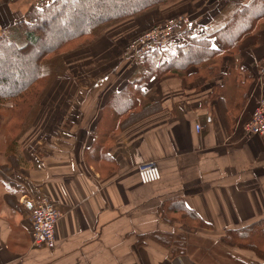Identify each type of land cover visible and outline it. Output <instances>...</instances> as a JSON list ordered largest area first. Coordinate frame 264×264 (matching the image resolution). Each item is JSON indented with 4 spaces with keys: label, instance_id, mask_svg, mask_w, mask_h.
Returning <instances> with one entry per match:
<instances>
[{
    "label": "crops",
    "instance_id": "1",
    "mask_svg": "<svg viewBox=\"0 0 264 264\" xmlns=\"http://www.w3.org/2000/svg\"><path fill=\"white\" fill-rule=\"evenodd\" d=\"M180 1L138 20L130 32H145L183 13L177 8ZM30 3L0 0V34L23 19ZM201 10L195 12L199 18ZM217 16L208 22L190 20L208 26ZM110 38L102 43H119ZM182 44L183 38H172L161 51L163 60ZM107 54H96V61L91 57L89 84L82 100L59 115L58 133L50 132L53 114H45L43 156L29 155L21 140V158L13 162L7 138L0 135V264H195L189 257L172 259L170 249L153 235L187 238L185 250L189 245L194 257L200 248L218 244L226 231L264 218V136L244 132L264 89V37L247 38L239 54L223 59L224 72L238 67L244 80L249 75L253 81L240 112L234 110L239 99L212 97L220 78L205 83L190 77L196 70L185 79L153 78L132 108L111 102L115 93L131 92L128 83L141 70L126 66L103 74L99 70ZM151 161L162 179L142 185L138 167ZM44 200L61 211L55 249L33 246L30 219ZM180 203L209 227L185 228L178 220L184 213L176 211Z\"/></svg>",
    "mask_w": 264,
    "mask_h": 264
},
{
    "label": "trees",
    "instance_id": "2",
    "mask_svg": "<svg viewBox=\"0 0 264 264\" xmlns=\"http://www.w3.org/2000/svg\"><path fill=\"white\" fill-rule=\"evenodd\" d=\"M172 1L41 0L29 8L23 20L0 34V111L9 105L11 114L6 126L13 137L8 145L9 159L13 162L20 160L19 135L24 132L25 125L30 124L31 116L28 114L62 75L63 54L97 40L100 32L108 26L142 17ZM260 32H264V0L228 5L211 25H191L184 31V44L176 46L169 58L163 60L161 51L153 50L140 59V74L128 83L130 88L133 87L131 92L115 93L111 102L125 103V107L132 108L138 101V93L142 95L143 88L153 78L171 75L185 79L191 70H196L190 74L193 79L217 83L220 78L222 84L214 86L212 97L222 100L227 95L232 103L239 99L234 110L240 112L248 102L253 81L249 75L244 80L238 67L224 72L223 59L239 54L242 43ZM14 36L23 39V43L18 44ZM3 119L0 112V123ZM10 165L13 166V163ZM177 210L184 213L183 216L179 215L178 220L188 230L209 227L196 212L183 204L177 205ZM153 237L170 249L172 259L184 256L195 264H220V261L215 262L216 251L226 247L233 251H251L263 262L236 258L232 253H227L224 256L229 263L226 264H264V218L246 227L226 231L218 244L200 248L198 254L193 253L194 257L189 245L185 250L183 243L188 241L185 237L170 240L158 235Z\"/></svg>",
    "mask_w": 264,
    "mask_h": 264
},
{
    "label": "rangeland",
    "instance_id": "3",
    "mask_svg": "<svg viewBox=\"0 0 264 264\" xmlns=\"http://www.w3.org/2000/svg\"><path fill=\"white\" fill-rule=\"evenodd\" d=\"M39 1L41 0H31V3H30L31 5L29 6V8L32 5L38 3ZM176 1L178 0H174L161 7L167 6ZM215 1L216 3L214 4ZM233 4L240 5L241 3L240 4L235 3L231 0H193L191 3L187 4V3H183V0H181L178 3L177 8L183 11L185 10L183 13H180L179 15L174 16L168 20L158 22L145 32H141V33L134 32L136 34L133 35V33L130 31L135 30V26H136L135 23L138 20H141L145 16L159 13L158 11H160L159 9L161 7H159L157 10L153 12L144 14L142 17L129 18V19L120 21L116 24H113L111 26H108L107 28H105L104 30L100 32L101 35L99 36L97 40L93 41L92 43L86 42L87 44L85 45H80L79 47L77 46L75 48H72L71 50L63 54L62 63H61L63 69L61 70V67H60V70L62 71V75L59 76L52 83L47 93L41 98V101L37 103V105H35L36 106L35 109L33 111L31 110L32 113L28 114L31 116L30 122H29L30 124L25 125L23 129L24 132L21 133V135H19L20 137L18 141H21V140L23 141L25 145L24 149L29 155L43 156V147L46 144V142L45 140L43 141L45 143L41 142L42 138L45 136L44 135L45 133L43 130L44 126L42 124V119L45 118L46 116L45 114L51 112L53 115L50 116L52 120L51 124H49L50 132L58 133V130L60 129L62 118H63V117H60L59 115L60 114L63 115L65 106H69V105L73 106V104L78 103L79 101L82 100L83 95L81 92H83L84 87H87L89 84L90 75L94 69L93 68L94 66L90 67L91 57L93 58V60L96 61L97 60L96 54H103L104 56L108 53L107 54L109 57L108 61L107 62L103 61V65L99 70V72L101 71L103 74H105L107 70L115 69L116 71L118 69H122L123 67L125 68L126 66H129L130 68L131 67L134 68L137 65H139L140 59H142L147 54L151 53L153 50H157V49L146 50L138 58L134 57V55H132L133 53L129 52V47L137 39L141 38L142 36L149 33L150 31H153L157 27L166 25L169 21L178 19L180 17L191 16L190 19L200 20L202 18L201 21L208 22L219 14L217 12L221 11L220 14L217 16L219 17L221 13L228 7V5H233ZM209 5H211V8L203 9L206 6L209 7ZM200 9H202L201 10L202 13L200 14L201 18H199L198 14L195 13L196 11ZM192 21L190 20V24L179 28L170 37V40L172 38L177 37V38H183L185 41V38L182 36L181 31L188 30L189 27H191V24L193 26L197 24V22L192 23ZM121 27H125V28L120 30ZM127 28L128 30L126 31L125 29ZM111 36H114L115 38L117 37L119 39V43H117V45H114L113 42L111 44L110 41H109L110 45L104 44L105 42L102 43L105 40V38L107 37L110 38ZM259 36L263 38L264 32H260ZM14 38L18 44L21 45L23 43V39L19 38L18 36H14ZM104 47H110L108 52L107 50H104ZM166 47L163 49L165 50ZM114 60L116 61L114 62ZM8 107L9 105H5L3 107V110L0 111L4 117L3 121H1L0 123V135L3 136L2 139L4 140L7 138V145H9L10 143L9 140L12 137L10 135L8 127L6 126V121L10 118V114H11ZM43 109H45L44 112H43ZM20 151H21V148L19 149V153H18L19 157L21 155ZM216 252L217 253L215 257L217 258L216 260L220 261V264H226V262L229 263V259L226 256H224L227 253H232L234 257L236 258H241V259L248 260V261L250 260V261L263 263L251 251H248V250L247 251L245 250H236V251L234 250L233 251L226 247L225 248L221 247V250H218Z\"/></svg>",
    "mask_w": 264,
    "mask_h": 264
},
{
    "label": "built area",
    "instance_id": "4",
    "mask_svg": "<svg viewBox=\"0 0 264 264\" xmlns=\"http://www.w3.org/2000/svg\"><path fill=\"white\" fill-rule=\"evenodd\" d=\"M190 24L189 17H180L159 26L153 31L137 39L129 47V52L138 58L146 50H162L170 37L181 27ZM264 77V63L260 67ZM200 131L201 127L197 126ZM247 136H264V89L260 90V98L251 119L245 124ZM138 178L142 185H150L161 181L162 173L156 162H146L138 167ZM61 219L59 207L50 200H44L33 208L31 215L33 246L40 249H55L56 229Z\"/></svg>",
    "mask_w": 264,
    "mask_h": 264
}]
</instances>
